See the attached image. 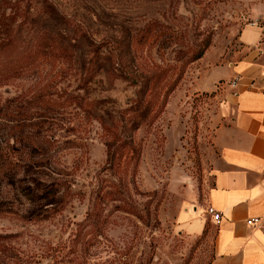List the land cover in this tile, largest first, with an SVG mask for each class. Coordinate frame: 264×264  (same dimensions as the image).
Returning a JSON list of instances; mask_svg holds the SVG:
<instances>
[{"label":"rangeland","instance_id":"374dc122","mask_svg":"<svg viewBox=\"0 0 264 264\" xmlns=\"http://www.w3.org/2000/svg\"><path fill=\"white\" fill-rule=\"evenodd\" d=\"M24 14L85 35L0 80V264H210L217 80L264 0H0V38Z\"/></svg>","mask_w":264,"mask_h":264},{"label":"crops","instance_id":"0c3cea01","mask_svg":"<svg viewBox=\"0 0 264 264\" xmlns=\"http://www.w3.org/2000/svg\"><path fill=\"white\" fill-rule=\"evenodd\" d=\"M260 35L259 27L239 31L240 51L226 54L222 62L229 76L217 80L225 85L217 91L213 83L219 103L211 143L218 155L206 204L220 216L211 219L215 234L210 264H264V232L245 222L264 215V40L260 42ZM195 226L201 228L200 219Z\"/></svg>","mask_w":264,"mask_h":264},{"label":"trees","instance_id":"16d2710c","mask_svg":"<svg viewBox=\"0 0 264 264\" xmlns=\"http://www.w3.org/2000/svg\"><path fill=\"white\" fill-rule=\"evenodd\" d=\"M36 15H38V13ZM36 15L31 18L29 15L24 14L23 20H21L16 30L11 35L0 38L1 81L7 77L10 78L12 75L19 72H23L28 67H31V65L41 56L49 55L54 57L57 53H59L63 57H68L80 49V41L83 43L82 40L85 35V32L80 24L73 25L72 38H70L67 35H63L60 31H55L54 29L52 30L50 27L46 26L48 24L44 25L40 22L43 20L49 22L50 20L48 15L45 17L40 15L41 17L39 19H34ZM46 40H48L49 43L50 41L56 42H54V45H49L45 42ZM63 41H65V44ZM115 44L120 46L122 45V48L130 46V42H127L126 44L125 40L115 41ZM92 51L93 58H91L90 61L94 64L97 57H100L98 55L99 48L96 47ZM202 54L203 52H199L194 56L193 60L199 59ZM146 82L147 80H145L144 86L146 85ZM175 82H173L171 86H173ZM146 87L148 88V86ZM143 108L147 109V105H144ZM1 168L2 162H0V169ZM42 189L43 190L40 195L44 194V197H55V193H52L49 188Z\"/></svg>","mask_w":264,"mask_h":264},{"label":"built area","instance_id":"2783aa9c","mask_svg":"<svg viewBox=\"0 0 264 264\" xmlns=\"http://www.w3.org/2000/svg\"><path fill=\"white\" fill-rule=\"evenodd\" d=\"M234 85H235V82L232 83V86H234ZM208 214L210 215L211 219L214 221H217L219 219V216H220L219 212H217L211 208H208ZM245 222H246L247 226L257 227L262 232H264V215L248 218Z\"/></svg>","mask_w":264,"mask_h":264}]
</instances>
